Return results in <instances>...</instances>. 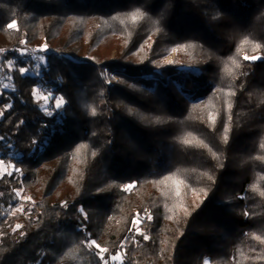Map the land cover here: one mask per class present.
<instances>
[{
	"label": "trees",
	"instance_id": "1",
	"mask_svg": "<svg viewBox=\"0 0 264 264\" xmlns=\"http://www.w3.org/2000/svg\"><path fill=\"white\" fill-rule=\"evenodd\" d=\"M1 76L0 264H264V0H0Z\"/></svg>",
	"mask_w": 264,
	"mask_h": 264
},
{
	"label": "rangeland",
	"instance_id": "2",
	"mask_svg": "<svg viewBox=\"0 0 264 264\" xmlns=\"http://www.w3.org/2000/svg\"><path fill=\"white\" fill-rule=\"evenodd\" d=\"M37 52H39V51H37V50H32V51H28V52L22 51V52H20V54H26L27 57H29L34 62L33 67L38 72L39 65L40 64L43 65L45 63V58L41 55V53L39 54ZM175 56H176V52L174 51L169 57L166 58V61H168V62L171 61L172 59L175 58ZM8 66H9V68H14L15 62L14 61L9 62ZM21 69H23L24 71L22 72ZM21 69H20V71L23 74H28V73L31 74L32 73V71H29L27 68H21ZM179 69H181V67ZM191 71H198V70L193 69ZM10 90H11V83H10L9 78H4L1 76L0 77V96L9 92ZM34 96H35V99L39 102L41 110L47 114L55 113L63 105V101L60 98L54 96L53 93L47 91L45 88H42V87H36L35 88ZM58 104H59V106H57ZM11 172H12V160L10 159V157H8L6 160H4L0 157V178L4 175H9ZM27 200H28V198L23 193H20V192L17 193L16 202L11 207L3 208L2 213H5V212L11 213L14 211H21L23 206L26 204ZM90 242H92V241H89L87 243L89 248L94 250L98 254V256L102 258L104 264H107L106 259H104V257H103L104 252L100 251L101 248L97 247V245L95 243L93 244ZM114 257L118 258V259L114 260L117 264H120L122 262V256L120 253H118Z\"/></svg>",
	"mask_w": 264,
	"mask_h": 264
},
{
	"label": "snow or ice",
	"instance_id": "3",
	"mask_svg": "<svg viewBox=\"0 0 264 264\" xmlns=\"http://www.w3.org/2000/svg\"><path fill=\"white\" fill-rule=\"evenodd\" d=\"M8 27H9V28H14V27H15V24H9ZM245 59H248V57H245ZM251 59L255 60V59H257V57H252ZM21 71L23 72L24 70L21 69ZM57 106H59V104H58ZM129 187H131V186H129ZM19 227H20V226L17 225V228H19ZM90 243H93V244H94L95 242H90ZM97 247H99V246L97 245ZM100 251H104V250L101 249ZM116 259H118V258H117V257H113V260H116Z\"/></svg>",
	"mask_w": 264,
	"mask_h": 264
},
{
	"label": "water",
	"instance_id": "4",
	"mask_svg": "<svg viewBox=\"0 0 264 264\" xmlns=\"http://www.w3.org/2000/svg\"><path fill=\"white\" fill-rule=\"evenodd\" d=\"M181 69H188V68H181Z\"/></svg>",
	"mask_w": 264,
	"mask_h": 264
}]
</instances>
